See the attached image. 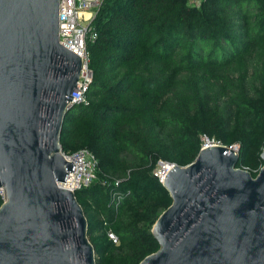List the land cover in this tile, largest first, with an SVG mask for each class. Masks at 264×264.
<instances>
[{"label":"trees","instance_id":"1","mask_svg":"<svg viewBox=\"0 0 264 264\" xmlns=\"http://www.w3.org/2000/svg\"><path fill=\"white\" fill-rule=\"evenodd\" d=\"M93 27L89 105L67 112L60 144L99 163L76 193L96 264H140L160 249L152 228L172 205L153 175L160 161L188 166L207 136L239 146L237 167L254 178L263 167L264 0H105Z\"/></svg>","mask_w":264,"mask_h":264},{"label":"water","instance_id":"2","mask_svg":"<svg viewBox=\"0 0 264 264\" xmlns=\"http://www.w3.org/2000/svg\"><path fill=\"white\" fill-rule=\"evenodd\" d=\"M82 59L59 44V0H0V264H96L60 137ZM239 146L171 164L160 249L140 264H264L263 167L238 168Z\"/></svg>","mask_w":264,"mask_h":264},{"label":"built area","instance_id":"3","mask_svg":"<svg viewBox=\"0 0 264 264\" xmlns=\"http://www.w3.org/2000/svg\"><path fill=\"white\" fill-rule=\"evenodd\" d=\"M203 1L188 0L191 7H200ZM104 2L105 0H59V44L79 56L83 62L80 77L83 81L79 82L77 90L73 92L71 107L75 105H89L87 94L93 81V73L89 67L90 54L88 51V43H94L98 39V32L93 27V22ZM202 141V148L225 146L221 141L210 139L207 136H203ZM61 153L64 158L75 165V168L74 173L68 172L66 183H58L60 189L76 194L78 191L91 186L97 181L99 163L90 150L81 149L73 153H66L61 150ZM171 167V163L160 161L153 175L163 183ZM119 184L117 182L116 186H119ZM0 197L4 203L6 201V191L3 187H0ZM123 199L122 194L116 192L111 193L110 206L118 210ZM108 236L115 245H119L117 235L109 231Z\"/></svg>","mask_w":264,"mask_h":264}]
</instances>
